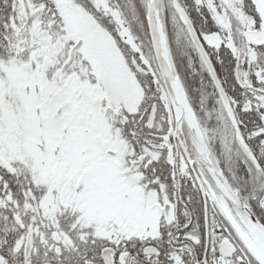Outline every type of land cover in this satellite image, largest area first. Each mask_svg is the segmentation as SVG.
Listing matches in <instances>:
<instances>
[{"label": "snow or ice", "instance_id": "1", "mask_svg": "<svg viewBox=\"0 0 264 264\" xmlns=\"http://www.w3.org/2000/svg\"><path fill=\"white\" fill-rule=\"evenodd\" d=\"M0 264H264V0H0Z\"/></svg>", "mask_w": 264, "mask_h": 264}]
</instances>
